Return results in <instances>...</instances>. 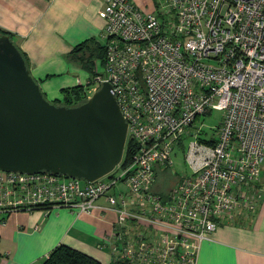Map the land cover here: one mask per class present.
Segmentation results:
<instances>
[{
    "label": "built area",
    "instance_id": "1",
    "mask_svg": "<svg viewBox=\"0 0 264 264\" xmlns=\"http://www.w3.org/2000/svg\"><path fill=\"white\" fill-rule=\"evenodd\" d=\"M155 3L150 11L131 0H101L103 70L96 64L85 82L87 96L103 80L112 84L135 143L130 162L84 182L0 169L3 216L44 204L113 211L105 239L113 264H196L218 221L254 210L260 199L264 0ZM213 108L222 110L215 131L199 136L194 119ZM183 134L193 135L183 152L188 172L164 194L153 191Z\"/></svg>",
    "mask_w": 264,
    "mask_h": 264
},
{
    "label": "crops",
    "instance_id": "2",
    "mask_svg": "<svg viewBox=\"0 0 264 264\" xmlns=\"http://www.w3.org/2000/svg\"><path fill=\"white\" fill-rule=\"evenodd\" d=\"M131 1L144 10L156 7L155 0ZM100 6L101 0H0V27L13 32L48 98L61 97L63 87L89 77L78 74L71 51L86 39L101 42ZM257 185L256 208L218 221L211 238L200 242L196 264H264V163ZM114 219L111 210L77 213L64 205L7 212L0 221V264H37L61 242L113 264L105 239Z\"/></svg>",
    "mask_w": 264,
    "mask_h": 264
},
{
    "label": "water",
    "instance_id": "3",
    "mask_svg": "<svg viewBox=\"0 0 264 264\" xmlns=\"http://www.w3.org/2000/svg\"><path fill=\"white\" fill-rule=\"evenodd\" d=\"M127 120L103 80L74 105L49 99L19 46L0 34V169L94 181L122 159Z\"/></svg>",
    "mask_w": 264,
    "mask_h": 264
},
{
    "label": "trees",
    "instance_id": "4",
    "mask_svg": "<svg viewBox=\"0 0 264 264\" xmlns=\"http://www.w3.org/2000/svg\"><path fill=\"white\" fill-rule=\"evenodd\" d=\"M0 34H8L15 41L13 32L8 29L0 27ZM20 50L24 55L27 64L29 65L25 52L21 48ZM104 56H105L104 45L101 42L94 40L92 38L86 39L76 44L71 51V57L74 60L80 62V64L82 60L84 59L86 60L87 58H89L90 63L88 66L91 70L89 71L91 74L89 75L88 78H91V76L96 71L95 70L96 60L98 59L102 63L104 60ZM87 85H88L87 83H77L75 85L63 87L61 89L62 96L51 98V100L56 103H62L67 105L78 104L82 102L87 96L86 95ZM134 150H135V143L131 138H128L125 144L121 163L130 162ZM170 172L171 171L168 168H165L164 170L158 173L157 180L152 185L153 191H157L164 194V192H166V190L179 179L180 176L177 179L170 177L171 174ZM50 206L51 205L44 204L38 207L48 208ZM5 215L3 216L2 219L5 218ZM37 264H105V263H103L102 261H100L99 259H97L96 257H94L89 253H86L69 244L61 242L55 245L48 252L47 256L44 257ZM115 264H124V263L118 261Z\"/></svg>",
    "mask_w": 264,
    "mask_h": 264
},
{
    "label": "rangeland",
    "instance_id": "5",
    "mask_svg": "<svg viewBox=\"0 0 264 264\" xmlns=\"http://www.w3.org/2000/svg\"><path fill=\"white\" fill-rule=\"evenodd\" d=\"M100 40L102 41V39L100 38ZM92 50V47H91ZM94 55V54H93ZM94 57V56H93ZM78 65V74H85L87 73L88 75H90L91 73L89 71V58H87L86 60H82L81 64L80 62H76ZM96 64H98V71H102L103 70V66L100 63V61L97 59L96 60ZM86 82V81H85ZM51 99V98H49ZM222 115V110L219 109H211V110H207L205 112H202L201 114H198L193 122V125H200L201 124V129L199 131V136H208L210 134H212L215 131V124L220 120V117ZM193 135H186L183 134L182 135V142L181 144H179V147H176V151L175 149L172 151V160L173 163L170 167H168V169L171 171L170 173V177L172 178H178L179 176H181L182 174H185L188 172V167L184 161L183 158V152L185 149V145L186 142L188 140L189 137H191ZM162 170L165 169V167H161ZM82 182H84L83 180H81Z\"/></svg>",
    "mask_w": 264,
    "mask_h": 264
}]
</instances>
